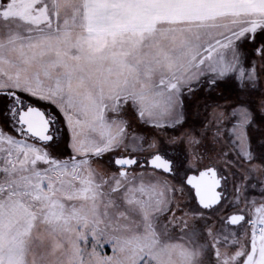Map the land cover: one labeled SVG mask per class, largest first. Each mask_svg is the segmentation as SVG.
<instances>
[{"label":"snow or ice","instance_id":"1","mask_svg":"<svg viewBox=\"0 0 264 264\" xmlns=\"http://www.w3.org/2000/svg\"><path fill=\"white\" fill-rule=\"evenodd\" d=\"M257 111L264 0H0V264H264Z\"/></svg>","mask_w":264,"mask_h":264},{"label":"rangeland","instance_id":"2","mask_svg":"<svg viewBox=\"0 0 264 264\" xmlns=\"http://www.w3.org/2000/svg\"><path fill=\"white\" fill-rule=\"evenodd\" d=\"M254 95H257L258 98V94ZM236 99L237 93L234 86L231 84L221 83L219 87L213 90H209L206 86L202 88L198 87L190 97H185L186 123L184 124V128L180 131H192L199 136L204 126L207 125L208 139L205 140V144H208V141L216 131L214 112L231 111V109L226 106L232 105ZM253 116L254 123L248 130L251 151L255 156H264V121H262V117L258 111L254 112ZM170 134L178 135L179 132ZM175 154L178 160L183 159L182 150L177 149ZM255 162L260 163L259 160ZM237 179L239 181V177ZM209 215H211V213H209ZM103 254H112L110 245L104 246Z\"/></svg>","mask_w":264,"mask_h":264}]
</instances>
